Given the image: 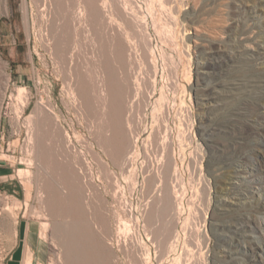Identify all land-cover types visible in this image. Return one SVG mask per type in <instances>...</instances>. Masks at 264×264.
<instances>
[{
	"label": "rangeland",
	"instance_id": "obj_1",
	"mask_svg": "<svg viewBox=\"0 0 264 264\" xmlns=\"http://www.w3.org/2000/svg\"><path fill=\"white\" fill-rule=\"evenodd\" d=\"M55 1L50 15L56 5L64 12L78 5ZM148 1L159 40L151 54L138 24L119 16L121 3L130 0H100L115 23L107 19L95 30L87 23L79 35L71 27L65 51L55 48L57 31L51 35L40 22L39 0H0V264H8L22 243L18 264H26L34 249L32 264H264V111L229 120L228 110H220L228 101L221 91L238 93L256 84L264 93V56L229 59L225 52L245 35L264 43V0ZM120 34L132 53L105 84L110 98L104 106L106 68L94 66V57H111ZM77 74L88 81L85 103L74 86V103L63 91L65 76L73 81ZM127 76L136 88L129 94ZM155 83L159 89L150 100ZM20 88L25 93L18 96ZM42 100L54 113L39 116L54 164L29 166L26 119ZM117 140L133 143V152L121 156ZM64 176L77 192L76 218L65 208L51 213L40 200L42 184L53 181L61 189ZM168 189L179 216L170 242L163 221L149 216ZM67 193L63 189L60 197ZM131 208L140 210L138 221ZM42 223L48 224L45 241ZM71 231L79 239L74 246ZM176 241L179 247H166Z\"/></svg>",
	"mask_w": 264,
	"mask_h": 264
},
{
	"label": "bare ground",
	"instance_id": "obj_2",
	"mask_svg": "<svg viewBox=\"0 0 264 264\" xmlns=\"http://www.w3.org/2000/svg\"><path fill=\"white\" fill-rule=\"evenodd\" d=\"M39 1L41 2V6H40V10H39L41 12L40 22L42 23V25L45 24V27H48V26L50 27L51 35H52V32H55V30L57 31V33H56V41H55V48L57 50H59V51H65L66 44H67V42H68V40L70 38V35L72 33L71 29H70L71 27L74 28V32L76 31V34L79 35L78 34V28L81 25L89 23V25L93 27V30H95L96 27L101 26V23H103L107 19L110 20V23L114 22L111 17L107 18V16H110V15H108V14L105 15V11L106 10H104V9L106 8V3H103V5H101V4L99 5L100 0H78V5H77V7L75 8V10L73 12H64L59 5H56V7H55L56 14L55 15H50V12H49L50 9H51L52 2H56L55 0H39ZM151 4H150V2L148 0H130V3H126V2L121 3L120 12H119V16L121 18H126L128 20H133L141 28V30H140L141 36H142V39L145 40L144 47H145V49H148L150 54L154 51V47L153 46L155 44H157L158 41H159L158 40V36H157V32H156L157 22H156V20L154 18V15L152 14ZM156 5H157V3H156ZM135 8L138 9L139 12H140V16L139 17H137L135 12H134ZM159 11L162 12V10H159ZM109 20H107V21H109ZM250 21H252V20H250ZM42 33H43V37L47 36V34H45L44 32H42ZM121 37L122 36L120 34V37L118 36V38H117V43H116L117 45L114 47V50L112 49L114 51V54L111 57H105V56L94 57V58H97V62L94 63V66H101L104 69L105 68L109 69L108 71H106V69H105V72H101V74L104 73L105 76H107L106 80H105V78H103L101 80V87L102 88L100 89L102 100L104 101V106H106L105 102L109 101V98H110L109 95H108V90L106 89L107 87L104 88L106 86L105 84L106 83L109 84V82L111 81L112 78H116L118 70H119V66L120 65H124V62H125L124 59H126L127 57H130L131 53H132L130 44L127 45L126 42H124L123 40L121 41ZM161 44H163V43H161ZM45 48L48 50L49 46H45ZM159 48L162 49L161 46H159ZM225 52L227 53V57L229 59H234V58H260V57L264 56V43H261V44L256 43L255 40L251 36H246L245 35V37L240 38V40L238 41L237 46H235V48L233 50H229V51H225ZM157 53H158V50H157ZM159 53H161V52H159ZM154 57H155V54H154ZM164 59H165V57H164ZM164 59L161 60V61H163V63H164ZM155 61H158V60H155ZM163 63H162V66H163ZM3 81H4V77H3L2 73L0 72V97L3 94V92H2V89L4 87L3 86ZM125 81H126L127 86H128L127 94H129L130 92H133V91L136 90V88L132 86L133 82L131 83V79H130L129 76H127ZM64 82H65L66 88L68 89L67 91L63 89V91L65 92V97L69 101H71L72 103H74L76 101L75 100V96L76 95L74 94L73 91H71V87L74 86L75 87L74 90H76L77 95L81 99L82 103H85L86 97H85L84 93H85V87L88 86L87 78L84 75H82V74H77L75 79L72 81L71 76H68V77L65 76V81ZM244 82H239L238 85L239 86H244ZM261 86L262 85H256L255 84V86H251V88H249L247 90L244 89L243 91L238 92V93L221 91V92H224L228 96V97L224 98V99H226L228 101L226 102V104H224V106L221 109L220 108L219 109L222 110V113H224L225 110L226 111L228 110V112H229V115H228L229 118L228 119L229 120H236L238 116L243 115L244 113H247V112H258V113L263 112L264 111V93L261 90L258 89ZM158 87H159L158 83H155L153 91H152V94L149 97L150 100L153 99L155 97V95L157 94L158 89H159ZM161 90H163V89L161 88ZM24 91L25 90L23 88H20L18 90V96L23 95L25 93ZM221 92H219V93L221 94ZM161 96L162 95H160V97ZM155 99H157V97ZM222 103H225V102L223 101ZM152 104L153 103H151V101H148L147 111L153 112V110L155 108L153 107ZM131 105L132 104H130L129 106H131ZM232 107H236V109H231ZM46 110L49 111L50 114H52V115L54 114L53 111L50 108L46 107V105L44 106V101L42 100V101H40L38 103L34 113L30 117H28L26 119V126H27V129H28V132H27L28 136L26 135L27 136V140L25 139L26 141L24 143H26L25 144V148H26L25 154L29 157L28 160L26 158V160H27L26 163L29 166L34 165L36 162H38L41 166H53V164H54L50 160L49 152L47 151V148H48L46 146L47 136H46V132H45V128L46 127L44 128V125H42L40 123L41 121L39 119L40 114L45 112ZM149 117L151 118V116H149ZM222 119H224V118H222ZM57 120H56V122H57ZM239 120L240 119H238V121ZM55 125H56V128H57L58 124L56 123ZM117 133H119V134L122 133V131L120 130V126L119 125L117 127ZM47 134H48V132H47ZM64 135H65L64 136L65 143L69 145L70 144L69 136L67 134H64ZM137 141H138V139L136 140V142ZM133 146H134V144L128 142L127 140H125V143L122 142L121 140H117V142H116V147L119 150L121 156H124V158L127 155L131 154V152H133V148H134ZM82 160L84 161V164H85V167H86L83 171L87 172L86 174L90 175V183H91L92 182V180H91V178H92L91 177V169H90L91 166H89V164L87 165V162L85 161V158L82 159ZM99 163L101 164L103 162L100 160ZM238 167H240V166H238ZM224 168H225V166H222V169H224ZM234 170H237V168L234 167ZM50 182L51 181H49V183ZM49 183L48 182L43 183L42 184L43 193L40 192L41 193L40 194V200L43 203H45L46 210L52 213V211L55 210L56 207L63 208V209L65 208V211H67L69 217L71 216L72 218H76L77 214L80 211L78 212L77 205H76L77 192H75V189L71 185L70 178L68 176H64L63 183H61V185H62L61 189H59V187H58L55 190L53 188V186H52L53 183L52 184H49ZM63 189L68 190V193L66 195H64L63 197H60L61 192L63 191ZM88 189H89V187H88ZM165 192L167 193V195L166 196L164 195L165 197L157 200L155 205H153V207L151 209V212H149V216L151 218L152 217H157L158 219L163 221V225H162L163 227L162 228L165 231V236L167 238V241L170 242L169 240L172 239L173 233L176 232V226H177V224H179V223H177V220H179V216L176 215L177 214L176 213V211H177L176 210L177 209V201L172 197L173 195L170 193L169 189L167 191L165 190ZM88 195H90V194H88ZM55 197H57V199H55ZM182 200H183V198L181 197L180 201H182ZM186 200H188V199L186 198ZM86 210L87 209H85V211ZM60 212H61V210H60ZM129 213L132 214V215L134 214L137 221H138V219H140V217H142V214H141L140 210H138V209L135 210V209L131 208L129 210ZM91 215H92V213H91ZM72 220H70V221L73 222ZM67 224H68V222H67ZM72 224H74V223H72ZM98 226L99 225H97V227ZM75 229H76V226H75ZM47 230H48V224L47 223H42V232H41L40 236H41V239L44 240V241L46 240V237H47ZM67 230H69V229H67ZM120 230L121 229H119V232H120ZM177 233H176V237L178 236V238H179V235H177ZM83 235H84V232H83ZM75 236L76 235H75L74 231H71L72 240H70V243H72V244H70V245H73L74 241L79 240V239L75 240ZM68 237H69V235H68ZM79 238H81V237H79ZM91 239H92V237H91ZM94 242H96V241H94ZM175 243H177V244L174 245L172 243V244H170V246L166 243L167 244L166 247L167 246L168 247H179L178 242L176 241ZM73 246H72V249H74ZM177 251H178V248H173L170 251V253L175 255ZM82 252L83 251H81V250L79 251V253H82ZM87 257H89V256H87ZM174 258H177V256L174 257ZM33 259H34V254L30 253L26 264H32ZM1 260H2V258H1ZM85 260H86V258H85ZM84 263H86V262H84Z\"/></svg>",
	"mask_w": 264,
	"mask_h": 264
},
{
	"label": "crops",
	"instance_id": "obj_3",
	"mask_svg": "<svg viewBox=\"0 0 264 264\" xmlns=\"http://www.w3.org/2000/svg\"><path fill=\"white\" fill-rule=\"evenodd\" d=\"M28 231H29V228H28ZM27 231V226L24 228V230H23V233H22V235H23V238L25 239V244H26V242H27V240H28V232ZM22 241V240H21ZM19 247H21L20 248V250H18V251H16L15 253H13L11 256H10V258L8 259V261H7V263L8 264H18V263H21L22 262V260H23V257H24V249H23V247H24V243H22V244H20V246ZM33 247H38L36 244H34V246ZM18 254V258L17 259H15V256ZM34 258L36 257V255H37V251L34 249ZM15 255V256H14ZM13 259V260H12ZM18 260V261H17Z\"/></svg>",
	"mask_w": 264,
	"mask_h": 264
}]
</instances>
